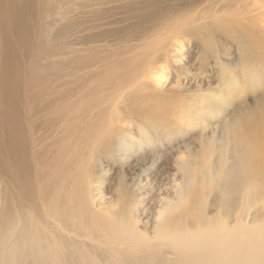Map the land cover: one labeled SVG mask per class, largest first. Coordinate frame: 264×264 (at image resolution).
<instances>
[{
    "label": "bare ground",
    "instance_id": "bare-ground-1",
    "mask_svg": "<svg viewBox=\"0 0 264 264\" xmlns=\"http://www.w3.org/2000/svg\"><path fill=\"white\" fill-rule=\"evenodd\" d=\"M0 264H264V0H0Z\"/></svg>",
    "mask_w": 264,
    "mask_h": 264
},
{
    "label": "rangeland",
    "instance_id": "rangeland-1",
    "mask_svg": "<svg viewBox=\"0 0 264 264\" xmlns=\"http://www.w3.org/2000/svg\"><path fill=\"white\" fill-rule=\"evenodd\" d=\"M86 33V32H85ZM82 47V45H80Z\"/></svg>",
    "mask_w": 264,
    "mask_h": 264
}]
</instances>
